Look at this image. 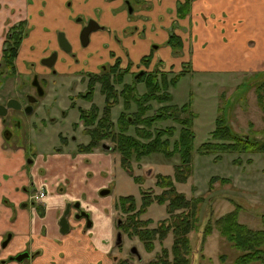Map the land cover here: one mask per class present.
<instances>
[{"label":"crops","instance_id":"crops-1","mask_svg":"<svg viewBox=\"0 0 264 264\" xmlns=\"http://www.w3.org/2000/svg\"><path fill=\"white\" fill-rule=\"evenodd\" d=\"M126 1L0 0V59L10 27L26 20L31 30L22 40L15 61L18 73L23 76L21 71L25 68L19 67V62L48 54V48L43 49L44 43L47 44L50 38L51 44L56 46L58 29H63L65 24H73L79 31L80 25L74 17L86 15L102 16L104 25L99 23L103 26L101 29L109 31L99 34L101 42L112 39L127 46L133 57L127 59L141 60L147 55L151 59H189L196 74L264 71V0H193L190 13L184 18L177 15V7L184 0H132L141 7L132 8L131 12L123 7ZM67 3L73 4V9H69ZM133 12L139 15L132 17ZM171 33L182 38L183 46L179 51L167 43ZM42 39L44 43L41 44ZM104 57L96 60L99 61L98 68L103 65ZM7 76L1 77L4 83ZM26 91V88L20 90L18 96L23 99ZM90 106L91 103L82 108L89 109ZM79 123L84 127L81 120ZM1 138L0 135V264H88V260L92 264H97L98 260L101 264H119V259L125 255L113 242L117 212L111 211V215L98 219L92 215L94 210L99 215V208L105 203L97 193L102 187L110 189L112 179L108 174L117 162L120 164L119 152L111 148L105 149L108 151L105 154L94 149L90 155L103 158L106 164L102 165L101 161L91 162L86 153L67 145L46 154L36 152L33 160L27 162L25 151L6 150V143L2 140V144ZM4 149L16 157L19 164L13 166L12 161L2 159ZM259 154L264 155V152ZM98 170L101 174L106 171V178L91 180L89 176ZM31 177L37 189L43 187L48 193L41 202H36L42 213L35 206L19 207L20 202H28L30 194L22 187L29 185ZM4 198L17 204L15 215L3 202ZM74 201H80L81 208L90 213L93 225L88 227L85 219L77 220L70 215L69 231L62 233L59 221L63 210L66 203ZM104 219L111 220L109 230L104 226ZM100 227L101 234L98 233ZM7 235L10 238L4 247L2 241ZM71 240L76 242L70 243ZM26 250L30 252L29 259L23 262L11 260Z\"/></svg>","mask_w":264,"mask_h":264},{"label":"rangeland","instance_id":"rangeland-1","mask_svg":"<svg viewBox=\"0 0 264 264\" xmlns=\"http://www.w3.org/2000/svg\"><path fill=\"white\" fill-rule=\"evenodd\" d=\"M67 4L69 9H73V4ZM123 7L130 12L127 3H123ZM131 7L137 10L141 5L136 1H132ZM137 15L139 14L136 12L131 13L132 17ZM74 19L80 25L79 31L75 29L73 24H65L63 29H58L56 46L51 44L52 39L50 38L47 44L46 42L44 43V39L40 41L41 44L44 43L43 49L48 48V54L42 57L38 56V59H25L24 62H19V67L25 68L21 71L24 74L23 76L17 71L16 75L7 76L6 85L3 82L4 80L0 81V103H5L8 99L17 97L22 87L21 90L26 88V93L30 92V95H35L36 89L32 85V81L36 74L45 90V94L42 97H38V101L34 105V112L21 116L22 125L13 131L14 138L12 144L4 145L6 150H16L14 147L15 143H17L18 146L21 145L27 148L29 154H32V152L46 154L48 151L55 150L61 146L68 145L69 147L77 148L80 143L87 142L90 137L79 123V108L89 107L91 102L79 97L78 92H82V89L87 87L86 83L88 82L87 76L83 78H80V76H82V72L94 73L101 71L103 65L98 68L99 61H96L101 57L105 56L101 64L108 65H113L117 59H120L121 67L123 68L128 66V62H132L131 71L125 77L127 83L133 82L135 79L133 74L140 71L159 68L160 70L177 73L182 69L183 62L189 61V59H150L151 62L147 69L140 59H127L133 58L131 51L126 49L127 46L125 47V45L120 44L117 40L116 43L112 39L104 43L101 42L99 34L109 31V29H99L92 32L89 44L84 46L81 41L82 28L90 19H94L101 25H104L101 23L102 16L98 18V16L78 15ZM62 34L69 42L70 50H66L60 44ZM251 73V71L239 73L230 71L228 73L202 72L196 74L191 65L188 74L175 87H171L168 90L172 99L166 103L167 105H183L190 99L192 100L190 109L195 113L193 129L196 132L193 160L194 169L188 181L186 183L176 182V187L178 191L186 193L188 198H203L199 212L201 225H205L207 221L214 224L217 217L234 210L236 205H239L241 222L251 228L257 229L262 227L264 214V178L262 177L264 175V172H262L264 155L259 154L261 152L202 155L197 150L201 144L210 139V132L215 128V119L218 115L217 110L219 106L225 108V115L236 132L255 135L259 138L264 137V112L258 105L254 88L250 85L253 80L260 77L254 74L264 73V71ZM173 75L172 73L169 77ZM244 81L247 84H241ZM2 82L3 87H1ZM117 89L121 90L122 86L118 85ZM137 90L139 94H143L146 87L144 84L139 83ZM18 98L21 99V102H26V97L22 99L18 96ZM94 103L100 109L105 104V97L100 92V84H97L96 87ZM150 104L153 107L150 114L153 113V110H157L163 105L156 100L151 101ZM131 107L129 112L133 114L136 112L137 106L135 103H132ZM122 111H124V108L121 99V102L113 108V118L116 120ZM169 125L177 127L178 131L182 128L181 124L171 119L159 122L155 127L163 129ZM130 134L135 135L134 127L131 128ZM2 140L1 138V143ZM104 143L111 146L114 145L109 140ZM98 149L102 150L101 152L105 154L108 153L103 148V145ZM82 153H86L85 156L91 162L99 163V160L102 165L106 164L104 159L99 155L96 154L92 157L90 154L93 151ZM2 156V159H5L7 162L12 161L13 166L19 164V160L16 157H12V154H7L5 149L2 150ZM217 156H220V158L215 159ZM117 163L112 173L108 174L112 179L110 190L108 187L110 192L102 195L101 191L107 189L106 187H102L97 193L99 198L105 200V203L99 208V215L96 214L95 210L93 213L91 212L97 219L103 215H111V211H115L116 200L121 195H134L137 204H140L142 190L151 189V194H160L162 189L156 186V175H173L174 166L180 163V158L178 154L168 158L162 153H153L144 157L140 162H135V174L137 176L140 174L145 175L144 177L142 176L144 178L142 182H137L134 177L126 173L120 164ZM146 169L147 171L145 172ZM97 172L92 177L89 176V178L97 180L106 178V171L104 174H101L100 170ZM214 176L218 179L214 180L210 186V179ZM222 178L227 179V182H222ZM44 198L38 199V202H41ZM112 205L113 207H110ZM166 216H168L166 205L155 202L146 211L144 219L151 218L154 222H157ZM120 217L121 214L117 212V218ZM104 220V226L109 230L111 220ZM156 224L154 223L152 226ZM202 230L203 226L200 229V234L199 231L192 232L191 236L196 239V235H198L197 240H199ZM118 232L115 225V230H113V242L115 245H117ZM98 233H103L101 227L98 229ZM122 238L124 242L122 249H127L122 254L124 253L126 257L132 260L130 264H148L150 259L161 250L159 241L156 242L155 250L150 253L145 249L138 237L129 239L126 235H122ZM171 241L172 237L169 235V238L164 241V245H168L169 247ZM71 242H76V240H71ZM133 246L137 248L142 258L139 255L137 258V255L131 253L130 247ZM196 248L198 250V257L194 264H234V260L240 254V251L235 249L220 234L217 227H214L210 235L206 237L203 243H198ZM122 254L120 253V255ZM201 255H203V258ZM208 258L210 261L207 260ZM88 264H92V262L88 260ZM97 264H101V261L98 260Z\"/></svg>","mask_w":264,"mask_h":264},{"label":"trees","instance_id":"trees-1","mask_svg":"<svg viewBox=\"0 0 264 264\" xmlns=\"http://www.w3.org/2000/svg\"><path fill=\"white\" fill-rule=\"evenodd\" d=\"M193 0H184L177 7L179 18L186 17L191 10ZM29 27L26 20L12 25L7 32L4 42L2 71L7 75H16V58L24 37L28 34ZM175 51L182 46V38L171 33L168 42ZM151 56L141 59V63L147 68ZM132 62L128 66L121 67V60L103 69L100 73H88L87 89L81 92L79 97L91 102L89 109L80 107V120L84 131L90 137L87 144H80V152H92L109 140L113 149L119 152L121 168L134 177L137 182H142V176L135 175V162H140L144 157L153 153H162L171 158L179 155L180 163L174 166L173 175H156V186L162 189L160 194H151L142 190L141 205L138 206L134 195H121L115 203V210L121 214L118 218L121 222L117 228L128 238L138 237L148 252H153L156 242L159 241L161 250L148 262V264H194L198 257L197 245L203 243L210 235L214 227L240 254L234 260V264H264V214L261 228H251L240 221L239 205L222 216L217 217L214 224L210 221L200 224L199 212L203 201L202 197L188 198L186 193L178 191L176 182L186 183L194 169V150L196 132L193 129L195 113L190 109L191 100L183 105H167L172 99L169 88L175 87L178 82L190 71V61L185 62L182 69L164 71L154 70L134 73V81L125 82V77L131 71ZM174 74L172 77L169 75ZM260 77L250 83L257 95L258 105L264 112V73H255ZM245 82V81H244ZM241 84H247V82ZM145 85L146 90L139 94L137 86ZM97 84H100V92L105 97L102 109L94 103ZM240 84V85H241ZM122 89L118 90L117 86ZM242 86V85H241ZM124 111L115 120L113 108L121 102ZM156 100L163 104L159 109H153L151 101ZM136 104V112L131 114V104ZM173 120L181 124L178 131L174 125L165 126L163 129L155 127L159 122ZM134 127L135 135L130 134ZM178 133V134H177ZM172 140H171V139ZM198 153L202 155L220 153H248L264 152V137L241 134L236 132L225 115V108L218 109L215 119V128L210 132V139L198 147ZM217 156L215 159H219ZM216 176L210 179V186ZM221 180V179H220ZM222 178V182H227ZM166 205V216L154 222L153 219H144L149 206L153 203ZM157 223L155 226L152 224ZM203 226L200 239H194L192 232L199 231ZM172 237L170 246L164 245V241ZM121 246V245H120ZM203 258V255H201ZM207 260L210 261L208 258ZM198 262V261H197ZM119 264H130V261L122 259Z\"/></svg>","mask_w":264,"mask_h":264},{"label":"flooded vegetation","instance_id":"flooded-vegetation-1","mask_svg":"<svg viewBox=\"0 0 264 264\" xmlns=\"http://www.w3.org/2000/svg\"><path fill=\"white\" fill-rule=\"evenodd\" d=\"M129 1V2H128ZM128 1H126V3L128 4V7L131 9L132 7H131V2H132V0H128ZM6 36H7V34H6ZM110 65H108V64H103V66H102V70L101 71H99L98 73H100V72H102L103 71V69H105V68H107V67H109ZM3 68V63H2V59H0V81L1 80H3L1 77H3L4 75H7V74H5V72L4 71H2L1 69ZM89 73H92V72H89ZM84 76H87V78H88V73H83L82 72V77L81 78H83ZM41 82V81H40ZM23 88V87H22ZM21 88V89H22ZM35 89H36V87H34ZM20 89V90H21ZM81 92H78V94H80ZM26 96V102L25 101H22L21 102V99H19L18 98V96L17 97H13V98H10V99H17L19 102H20V105H19V103L17 102V101H15V102H12V106L14 107V108H8V110L7 111H4V110H0V135H1V137H2V139H3V142L4 143H6V146H7V144H12V142H13V138H14V130H16V128H18V127H20L21 125H22V119H21V116L23 115V114H31V113H33L34 112V105H35V103H31L30 102V100H29V97H38L37 96V89H36V94L35 95H30V92H27V94L25 95ZM9 100V99H8ZM8 100L5 102V103H0V104H4V105H6L7 104V102H8ZM37 103V102H36ZM33 107L32 108V112L31 113H28L27 112V108L28 107ZM1 113H4V115H1ZM10 115V116H9ZM16 145H15V147H14V149H22L23 151H25V157H26V160H27V162L28 161H31V160H33V158H34V154L36 153H33L32 152V154H29V152H28V149L27 148H25V147H23V146H21V145H19L18 146V144L17 143H15ZM32 144H33V142H32ZM80 144H84V143H80ZM79 144V145H80ZM78 145V146H79ZM62 147V146H61ZM61 147H58L57 149H55V150H58L59 148H61ZM34 148V147H33ZM77 152H80L79 150H78V147H77ZM80 153H82V152H80ZM147 170H145V172H146ZM143 173H144V171H143ZM136 175V174H135ZM138 176H145L144 174H140V175H138ZM36 184H35V182H34V180L32 179V177L30 178V182H29V185H27V186H23L22 187V190L23 191H27L28 192V194H30L29 195V199H28V202H24V201H22V202H20L19 203V207L20 208H25V207H27V206H35V208H37V206H36V202L37 201H35V200H32L31 199V197H32V195H33V193H34V191H36V190H38L36 187ZM46 187H47V185H46ZM41 189H44V192H45V197L47 196V191H46V189L45 188H41ZM108 189V188H107ZM110 190V189H109ZM103 191V190H102ZM143 191H150V189L149 190H143ZM141 200H142V196H141ZM3 202L4 203H6V204H8L11 208H12V210H13V212H14V215H15V213H16V210H17V207H16V203L15 202H13V201H10L9 199H7V198H4L3 199ZM80 202V201H79ZM78 201H74V202H72V203H66V206H65V208H64V210H63V213H62V216L64 215V213H65V211H66V209H67V207H68V204H70V212H69V215H68V217H70V215L73 217V218H75V219H77V220H81L82 218H76V215L77 214H79L80 213V211L81 210H83V208H81V204H80V209H77L76 208V205H77V203H79ZM141 205V202H140V204H138V206H140ZM151 206V205H150ZM149 206V207H150ZM39 208V207H38ZM37 208V209H38ZM115 209V208H114ZM39 210V209H38ZM75 211L74 213H72V211ZM84 211H86V210H84ZM39 212H41L42 213V211H40L39 210ZM87 212V211H86ZM88 213V212H87ZM74 215V216H73ZM90 215V214H89ZM145 215V214H144ZM144 215L142 216L143 218H144ZM83 219H85V218H83ZM90 219H91V215H90ZM86 220V219H85ZM60 222V221H59ZM121 222V220L120 219H116V227L118 226V224ZM86 225H87V220H86ZM118 229V228H117ZM119 231V230H118ZM9 238H10V236L9 235H7L4 239H3V241H2V245L5 247L7 244H8V242H9ZM130 239V238H129ZM123 241L119 244V243H117V249L119 250V252H124L126 249H122L123 248ZM121 245V246H120ZM133 247H135V246H133ZM133 247H130L131 248V253L132 254H134L133 252H132V248ZM130 248H128V249H130ZM121 250H123V251H121ZM27 251V250H26ZM138 251V250H137ZM24 252V251H23ZM29 252V251H28ZM22 253V252H21ZM30 253V252H29ZM134 255H137V258H138V255L140 256V257H142L141 256V254H140V252H138V254H134ZM15 257V256H14ZM27 259H29V258H27ZM27 259H25V260H27ZM113 259H114V257H113ZM122 259H126V260H128V261H130V262H132V260L131 259H129L128 257H124V258H120L119 259V261H118V263H120V261L122 260ZM24 260V261H25ZM15 261V260H14ZM23 262V261H22Z\"/></svg>","mask_w":264,"mask_h":264},{"label":"water","instance_id":"water-1","mask_svg":"<svg viewBox=\"0 0 264 264\" xmlns=\"http://www.w3.org/2000/svg\"><path fill=\"white\" fill-rule=\"evenodd\" d=\"M128 1V0H127ZM129 2V1H128ZM133 9L131 8L130 9V12L132 11ZM103 28V26H100L99 22L94 20V19H90L88 21V23L82 28V31H81V41L83 43L84 46L88 45L89 42H90V35L92 32L98 30V29H101ZM60 44L66 49V50H70V44L69 42L67 41V39L65 38V36L62 34V36L60 37ZM49 62V61H47ZM32 85L34 87H36L37 89V96L38 97H42L44 94H45V90L40 82V79L38 77V75H34V78H33V81H32ZM38 97H29V100L31 103H36L38 101ZM17 101L20 105V102L17 100V99H9L7 104L4 105V104H0V110H4V111H7L8 108H14L12 106V102H15ZM32 108L33 107H28L27 108V112L28 113H31L32 112ZM1 115H4V113H1ZM103 147L106 148V149H109L110 147L107 145V144H103ZM110 191L108 189H105L103 191H101V194L102 195H105V194H108ZM76 208L77 209H80V203H77L76 205ZM69 212H70V204H68V207L64 213V215L61 217L60 219V226H61V232L62 233H67L69 231V228H70V225H69V222H68V215H69ZM85 218L87 220V226L90 227L92 225V222L90 220V215L89 213L85 212L84 210H81L79 214L76 215V218ZM123 240L122 238V233L119 232L118 233V238H117V243H121ZM132 252L134 254H138V251H137V248L136 247H133L132 248ZM30 257V253L28 251H24L22 253H19L18 255H16L15 257H11V260H15V261H18V262H22L24 261L25 259L29 258Z\"/></svg>","mask_w":264,"mask_h":264},{"label":"built area","instance_id":"built-area-1","mask_svg":"<svg viewBox=\"0 0 264 264\" xmlns=\"http://www.w3.org/2000/svg\"><path fill=\"white\" fill-rule=\"evenodd\" d=\"M45 192H44V190L43 189H40V190H38V192L34 195V198L35 199H41V198H44L45 197Z\"/></svg>","mask_w":264,"mask_h":264}]
</instances>
